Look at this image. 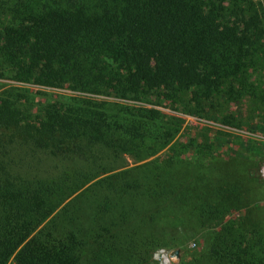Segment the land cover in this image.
<instances>
[{
    "label": "trees",
    "instance_id": "16d2710c",
    "mask_svg": "<svg viewBox=\"0 0 264 264\" xmlns=\"http://www.w3.org/2000/svg\"><path fill=\"white\" fill-rule=\"evenodd\" d=\"M263 43L264 0H0V79L90 96L0 91V264H146L142 233L190 228L203 183L223 211L256 206L264 183L239 156L144 163L168 144L164 116L103 98L251 96ZM259 210L218 228L213 264H264Z\"/></svg>",
    "mask_w": 264,
    "mask_h": 264
},
{
    "label": "rangeland",
    "instance_id": "374dc122",
    "mask_svg": "<svg viewBox=\"0 0 264 264\" xmlns=\"http://www.w3.org/2000/svg\"><path fill=\"white\" fill-rule=\"evenodd\" d=\"M259 47L261 48L257 49L256 54L252 56L253 70L249 83L253 84L252 89L255 92L251 96L244 94L240 98L232 99L220 93L210 101L202 102L196 97L197 90H191L180 94L175 99L168 96L165 102L161 101L159 104H156L154 98L143 99L145 102H142L141 98L140 101H113L111 98H102L111 103L156 110L164 116L159 126L168 133L170 137L168 144L144 163L173 157L186 165L188 169L198 170L201 162L212 161L216 155L224 157L237 155L240 157L238 162H245L246 168L250 171L249 176L255 178L261 188V183H264V43ZM11 86L27 90L38 104H43L47 99L59 101L90 97L66 88L41 89L19 86L9 80L0 79V91ZM155 90L158 89L155 88ZM158 92L162 94L159 90ZM226 120L229 125L225 124ZM126 160L128 166L135 165L130 158ZM261 193L254 202L256 206L251 203L247 205V209L244 208L249 210L247 215H254L252 218H256L259 224L262 216L259 213V207L264 209V185ZM198 197H202V200L198 201L197 197H194L191 205L194 207L198 201L203 210L199 211V215H197V209L190 210L193 213V216L188 217L190 228H173L163 225L158 229L153 228L155 230L152 232L142 233V237L150 246L146 264H213L212 240L218 228L226 222L237 220L242 223L247 219L244 210L236 211L234 208H228L223 211L220 209V205L229 200L225 196H213L207 184H202ZM192 221L213 227L202 228L194 225ZM175 251L178 252V257L171 258V254Z\"/></svg>",
    "mask_w": 264,
    "mask_h": 264
},
{
    "label": "water",
    "instance_id": "95a60500",
    "mask_svg": "<svg viewBox=\"0 0 264 264\" xmlns=\"http://www.w3.org/2000/svg\"><path fill=\"white\" fill-rule=\"evenodd\" d=\"M178 257V252L175 251L174 253L171 254V258H177Z\"/></svg>",
    "mask_w": 264,
    "mask_h": 264
}]
</instances>
